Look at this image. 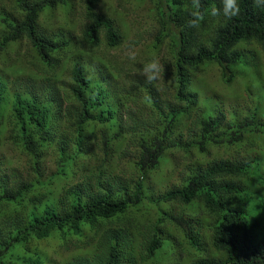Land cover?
Here are the masks:
<instances>
[{"label":"trees","instance_id":"trees-1","mask_svg":"<svg viewBox=\"0 0 264 264\" xmlns=\"http://www.w3.org/2000/svg\"><path fill=\"white\" fill-rule=\"evenodd\" d=\"M98 1L78 29L70 0L0 1V62L23 63L11 87L0 75V143L15 153L0 158V264H264V122L225 119L222 95L189 87L207 64L229 83L244 35L264 61V3L225 17L199 0L193 27V0H151L156 32L140 41ZM51 11L62 24L39 30ZM124 39L142 45L134 66L77 50ZM153 59L159 81L140 72Z\"/></svg>","mask_w":264,"mask_h":264},{"label":"rangeland","instance_id":"rangeland-1","mask_svg":"<svg viewBox=\"0 0 264 264\" xmlns=\"http://www.w3.org/2000/svg\"><path fill=\"white\" fill-rule=\"evenodd\" d=\"M70 2L73 6V14L76 20V26L74 27L78 29L81 24L79 15L83 11V0H70ZM97 9L113 17L117 21L125 38H134V21L138 26L137 33L141 38L140 41L145 38L150 41L153 37V33L156 32L154 14H152L153 2L151 0H99ZM57 11H51L52 13L49 12L40 15L38 19V23L40 24V26H38L39 30H42V28H45V26L51 22L48 20L52 19V16H54ZM54 20L55 21L50 23L53 26L48 27V31L51 33L54 32L55 27H59V24H62L63 19H61L60 14H57ZM17 46L23 51L21 53L25 54V40L22 39L12 43L11 49L14 50ZM141 46L140 44L129 46L127 44V39H124L117 50H111L108 51V53L102 49V46L95 50H89L79 42L77 44V50L79 49L83 53L82 59L93 67L95 65L97 66L99 63L103 64V61L107 63V58L109 56H115V54H118L122 60H126V56H129L134 66V52L140 62L142 56L140 50ZM234 47L241 52L242 58L241 62L234 66L235 76L229 83L223 81L219 67L216 64H207V66H203L194 72L195 76H192L189 87L195 92L202 91L208 94L211 93L216 99L218 98V100L220 99L218 96L222 95L225 98V100H223V109L226 114L225 119L235 120L240 116L245 117L248 115L250 119L255 113L258 116L259 122H264L263 52L261 47H258L253 39L247 38L246 35H244ZM22 65L23 63L21 60L13 58L12 53L11 56H8L5 60V63L0 62V75L1 78L5 77L7 79L8 87H11V80L13 76L18 73ZM30 68L34 71L31 66ZM140 72L142 76H145L142 73V69ZM161 73L163 72L161 71ZM161 73L157 76L158 78L162 76ZM131 74L134 75L133 67H131ZM157 77L154 78L159 81ZM8 110L9 106H5V113H7ZM231 110H233L232 114H230ZM12 156H15V153L11 150L8 143L5 141L1 142L0 158L6 157V159H11L10 157ZM16 159L18 160L19 157ZM156 187V184H154V188Z\"/></svg>","mask_w":264,"mask_h":264},{"label":"clouds","instance_id":"clouds-1","mask_svg":"<svg viewBox=\"0 0 264 264\" xmlns=\"http://www.w3.org/2000/svg\"><path fill=\"white\" fill-rule=\"evenodd\" d=\"M257 3H264V0H256ZM198 4L199 0H193V7L197 9V11H193L191 13L193 20H190L188 23L190 26H195L196 22L199 20V12H198ZM222 14L225 17L235 16L239 11L237 7V0H222ZM212 15H217V10H212ZM162 71V66L153 59L144 64L142 68V73L147 77L148 80H152L154 77L158 76Z\"/></svg>","mask_w":264,"mask_h":264}]
</instances>
